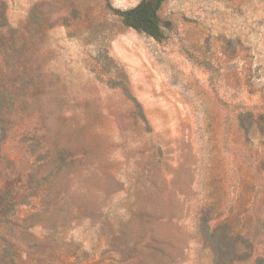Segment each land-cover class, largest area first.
Returning <instances> with one entry per match:
<instances>
[{
    "label": "rangeland",
    "instance_id": "374dc122",
    "mask_svg": "<svg viewBox=\"0 0 264 264\" xmlns=\"http://www.w3.org/2000/svg\"><path fill=\"white\" fill-rule=\"evenodd\" d=\"M2 1L15 32L6 55L30 58L43 83L0 149L3 185L22 204L3 264H213L207 233L224 221L254 242L233 264H254L264 0H167L161 43L124 28L103 0ZM45 202L60 206L35 216Z\"/></svg>",
    "mask_w": 264,
    "mask_h": 264
},
{
    "label": "trees",
    "instance_id": "16d2710c",
    "mask_svg": "<svg viewBox=\"0 0 264 264\" xmlns=\"http://www.w3.org/2000/svg\"><path fill=\"white\" fill-rule=\"evenodd\" d=\"M105 8L119 20L124 28L131 29L138 34L144 35L157 43H161L167 39L171 29V23L163 19L159 15V11L167 0H140L135 6L118 9L114 8L110 0H103ZM5 4L0 2V149L1 145L6 141L9 132L14 124L13 115L22 114V111L31 106L28 103L31 99L34 101H43L41 96L36 94L37 91L43 89V83L39 80V75L35 76V69L32 68L30 58L22 54L16 57L7 56L6 53L14 48L7 47L8 38L14 35V31L7 28L4 18ZM125 92L128 90L125 88ZM48 96H52L51 92H47ZM41 95V94H39ZM38 96V97H37ZM62 124H57L60 127ZM57 154V152H56ZM58 160H62L61 156ZM57 160V161H58ZM51 161H55L51 158ZM63 162V161H62ZM3 163L10 164V160H4ZM57 164V162H56ZM2 172L7 167H1ZM62 168V164L44 170L45 179L56 177ZM15 186L3 185L0 177V253L12 247H16L15 242L19 240L20 230L15 228L18 224L15 221L17 211L16 207L22 205L15 191ZM50 198L53 192L50 193ZM55 201V200H54ZM45 211L37 213L40 216L49 213L53 209L60 206V202L51 205L49 202L42 204ZM47 216V215H46ZM49 219V217H48ZM51 220H53L51 218ZM54 222V221H53ZM257 231L264 236V220L258 221ZM207 233V232H206ZM207 239L213 242L211 246L213 264H233L250 260L255 253L254 242L250 236L241 233H233L227 222L216 226L211 233H207ZM12 259V258H11ZM10 259V260H11ZM0 264H3L0 257ZM8 264V263H7ZM9 264H14L12 261ZM254 264H264V240L263 248L260 254L255 258Z\"/></svg>",
    "mask_w": 264,
    "mask_h": 264
}]
</instances>
